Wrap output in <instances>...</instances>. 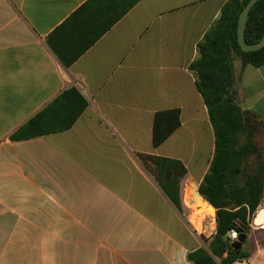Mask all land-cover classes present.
Masks as SVG:
<instances>
[{
	"label": "crops",
	"instance_id": "1",
	"mask_svg": "<svg viewBox=\"0 0 264 264\" xmlns=\"http://www.w3.org/2000/svg\"><path fill=\"white\" fill-rule=\"evenodd\" d=\"M225 1L139 0L91 41L102 15L89 0H0V264H194L186 253L201 245L134 157L148 171L139 154L176 158L201 181L214 138L188 66ZM233 70L238 105L264 125V62L234 56ZM70 89L86 105L69 128L10 139ZM63 103L48 125L72 114ZM172 110L178 125L153 147L155 114ZM187 195L194 230L214 221ZM242 247L264 264V220Z\"/></svg>",
	"mask_w": 264,
	"mask_h": 264
},
{
	"label": "trees",
	"instance_id": "2",
	"mask_svg": "<svg viewBox=\"0 0 264 264\" xmlns=\"http://www.w3.org/2000/svg\"><path fill=\"white\" fill-rule=\"evenodd\" d=\"M138 1L89 0L83 8L93 12L96 9L97 15H102L91 41L108 30ZM247 1L224 2L219 17L196 44L197 58L188 66L206 107L214 138L211 160L199 182L198 192L215 209V231L207 248L198 246L187 251V260L194 264H232L235 260L248 257L249 253L242 245L239 249L232 248L227 232L233 228L238 235H245L244 243L253 215L264 197V162L254 141L256 117L241 109L233 89L235 55L240 58L241 66L250 64L258 67L264 62V47L242 51L236 41L237 18ZM263 31L264 0H257L248 12L245 41H258ZM64 101H68L72 107V114L61 126L48 125L46 115L52 109L62 106ZM85 105V100L76 90L70 89L9 137L11 140H20L67 129ZM170 114L172 118L166 116ZM177 125V110L156 113L151 136L153 147L158 146ZM138 156L143 162H151L154 180L174 207L180 213L182 205L184 209L186 205L192 211L187 188L185 191L181 189L180 198V181L186 175L182 162L176 158L151 154Z\"/></svg>",
	"mask_w": 264,
	"mask_h": 264
},
{
	"label": "rangeland",
	"instance_id": "3",
	"mask_svg": "<svg viewBox=\"0 0 264 264\" xmlns=\"http://www.w3.org/2000/svg\"><path fill=\"white\" fill-rule=\"evenodd\" d=\"M256 126L258 127V129L256 130V135H254L255 136V142L258 145L259 149H261V151H262V154H263L262 161L264 162V125L261 122H258L256 120ZM134 158L137 161L139 169L141 171H143L145 176L149 179V183L151 182V183L156 184V182L153 179V174H152L153 173V166H152L151 162H149V171H148V169H146L142 165V163L138 160L137 157H134ZM201 172L202 171L200 169H195L191 164L188 163L187 173L182 180V184H181L182 187L181 188H183L184 184H186V187H185V189H186L191 184V182L196 181L195 179H198L200 177ZM197 182L199 183L200 181H197ZM181 204H182V202H181ZM260 209H264V198H263L262 204H260V206L257 208L254 215ZM190 212H191V209H189L186 206L184 209V207L182 205L181 217L185 221L191 235L195 239L192 241V243H194L195 245H201L204 248H207V243L210 240V236L215 231V219H214V221H212V220H209V216H207L206 214L201 215V228L198 230H194L191 227V225L189 224V222L187 221V215H189ZM254 215H253V217H254ZM180 236L183 240L187 241V237L185 235L180 234Z\"/></svg>",
	"mask_w": 264,
	"mask_h": 264
},
{
	"label": "water",
	"instance_id": "4",
	"mask_svg": "<svg viewBox=\"0 0 264 264\" xmlns=\"http://www.w3.org/2000/svg\"><path fill=\"white\" fill-rule=\"evenodd\" d=\"M257 0H248L247 3L244 5V7L241 9L238 18H237V26H236V41L239 46V48L242 51H254L257 49H260L264 47V31L261 34L258 41L254 43H247L244 38V29L246 26V21L248 18V12L251 8V6L256 2ZM191 187L196 192V199H198L199 205L204 203L205 207L207 209L213 208L198 192V184L195 182H191ZM214 209V208H213ZM215 212V209H214ZM215 218V213H214ZM264 220V209H260L257 211V213L254 215L252 222L253 223H260ZM245 239V235L240 234L238 235L236 241H234L231 246L234 249H239Z\"/></svg>",
	"mask_w": 264,
	"mask_h": 264
},
{
	"label": "built area",
	"instance_id": "5",
	"mask_svg": "<svg viewBox=\"0 0 264 264\" xmlns=\"http://www.w3.org/2000/svg\"><path fill=\"white\" fill-rule=\"evenodd\" d=\"M227 236H228L230 242L233 243L237 239L238 233L235 229L231 228L227 232ZM233 263H235V264H248L246 258H241V259L235 260Z\"/></svg>",
	"mask_w": 264,
	"mask_h": 264
},
{
	"label": "bare ground",
	"instance_id": "6",
	"mask_svg": "<svg viewBox=\"0 0 264 264\" xmlns=\"http://www.w3.org/2000/svg\"><path fill=\"white\" fill-rule=\"evenodd\" d=\"M195 193H196V192H195ZM206 209H207V208H206ZM207 211H208L209 213H212V212L215 213L213 208H209V209H207ZM214 219H215V218H214Z\"/></svg>",
	"mask_w": 264,
	"mask_h": 264
}]
</instances>
